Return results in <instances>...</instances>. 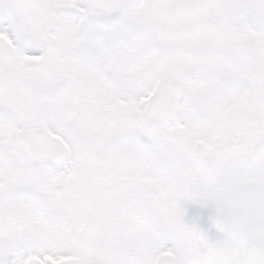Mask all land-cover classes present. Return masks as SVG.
<instances>
[{"label":"snow or ice","instance_id":"snow-or-ice-1","mask_svg":"<svg viewBox=\"0 0 264 264\" xmlns=\"http://www.w3.org/2000/svg\"><path fill=\"white\" fill-rule=\"evenodd\" d=\"M0 264H264V0H0Z\"/></svg>","mask_w":264,"mask_h":264}]
</instances>
